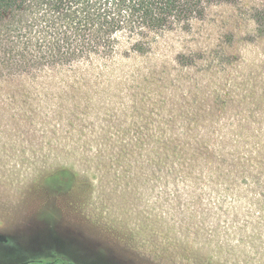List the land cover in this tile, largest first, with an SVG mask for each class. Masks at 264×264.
Wrapping results in <instances>:
<instances>
[{
    "label": "rangeland",
    "instance_id": "obj_1",
    "mask_svg": "<svg viewBox=\"0 0 264 264\" xmlns=\"http://www.w3.org/2000/svg\"><path fill=\"white\" fill-rule=\"evenodd\" d=\"M260 20L221 5L147 56L0 83V264H264Z\"/></svg>",
    "mask_w": 264,
    "mask_h": 264
},
{
    "label": "trees",
    "instance_id": "obj_2",
    "mask_svg": "<svg viewBox=\"0 0 264 264\" xmlns=\"http://www.w3.org/2000/svg\"><path fill=\"white\" fill-rule=\"evenodd\" d=\"M243 0H0V83L70 75L81 63L108 68L147 56L159 37L197 33L213 8L241 6L258 22L264 7ZM260 24V23H259ZM64 169L50 188L72 185ZM21 264H72L61 258ZM96 264L97 261H96Z\"/></svg>",
    "mask_w": 264,
    "mask_h": 264
}]
</instances>
